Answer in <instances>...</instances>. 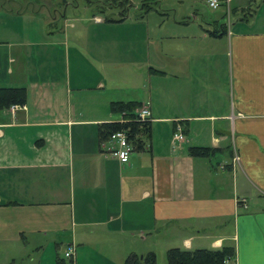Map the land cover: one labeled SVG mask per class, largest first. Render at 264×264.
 <instances>
[{"label": "crops", "instance_id": "obj_1", "mask_svg": "<svg viewBox=\"0 0 264 264\" xmlns=\"http://www.w3.org/2000/svg\"><path fill=\"white\" fill-rule=\"evenodd\" d=\"M143 1L81 21L80 0H0V86L27 89L25 104L0 109L9 263L124 264L141 241L231 246L227 264H264V0L247 13L251 0L224 1L227 21L204 0L144 13ZM113 100L151 110V136L126 161L100 135L123 118Z\"/></svg>", "mask_w": 264, "mask_h": 264}, {"label": "trees", "instance_id": "obj_2", "mask_svg": "<svg viewBox=\"0 0 264 264\" xmlns=\"http://www.w3.org/2000/svg\"><path fill=\"white\" fill-rule=\"evenodd\" d=\"M92 1V0H90ZM251 0L248 7L244 8L245 13L253 7ZM120 2V3H119ZM129 0H113V4H120L124 7ZM156 0H144L141 9L144 12L155 8ZM27 101V89L25 86H0V109L8 108L14 104L23 105ZM141 105L138 100H113L111 109L113 112L122 113L124 120L103 121L100 123V135L107 140L112 131L125 129L128 139L133 145V151H140L145 148L146 138L151 136V120H138L136 108ZM211 146L192 145L189 151L192 155L207 156L214 152ZM234 256V249L231 246L219 248H186L173 246L167 249L168 264H227V260ZM124 264H157V254L151 250L147 253H130Z\"/></svg>", "mask_w": 264, "mask_h": 264}, {"label": "rangeland", "instance_id": "obj_3", "mask_svg": "<svg viewBox=\"0 0 264 264\" xmlns=\"http://www.w3.org/2000/svg\"><path fill=\"white\" fill-rule=\"evenodd\" d=\"M260 1V0H259ZM81 3V9L79 8V11H77L79 14H82V18L81 21H86L87 20V16H91L93 13L96 14H103L104 16L109 15V14H114V15H120L121 11H125V8L129 5V3H127L124 7L121 8L120 4H113V0H92V1H88V0H80ZM86 3L88 4L86 6ZM120 3V2H119ZM191 4V3H189ZM186 8L185 5H178V9L183 11V10H187L189 9V11L193 8V6L189 5ZM198 7H200V9H202L203 11H205V13L208 14V16H210L211 18H214L215 16L221 18L224 21L228 20V15H223L224 14V8H217V9H213L211 7H209L206 4L203 3H198V5H196ZM129 7V6H128ZM70 11H74V9L72 7L69 8ZM133 12L137 11L136 8L132 9ZM237 15L232 14V17H236ZM90 25L93 26L94 23L90 22ZM163 243H158L156 245V249H154V251L157 254V264H168L167 262V249H165L166 247H162ZM165 244V243H164ZM163 244V245H164ZM137 246H138V250H141L140 252L143 253H147L148 251H146V249L141 245V241L137 242ZM143 250V251H142ZM150 251V250H149ZM21 261V260H19ZM30 260L28 258H25V260H23V264H31L29 262ZM0 264H13L12 261H10V263L3 259V257H0Z\"/></svg>", "mask_w": 264, "mask_h": 264}, {"label": "built area", "instance_id": "obj_4", "mask_svg": "<svg viewBox=\"0 0 264 264\" xmlns=\"http://www.w3.org/2000/svg\"><path fill=\"white\" fill-rule=\"evenodd\" d=\"M207 5L213 9L219 8L224 1L229 0H204ZM18 106L17 104L12 105V107ZM136 118L138 120H147L151 118V110L149 106V102L141 103L136 108ZM124 120V118H122ZM185 138L183 125L181 123L177 124V129L174 132V139L177 141H181ZM111 146L109 151L112 153L113 156L118 157L119 159L126 161L130 158L131 153L133 151V145L128 139V133L125 129H117L110 133L108 138ZM238 155H236V159H238ZM242 201H245L243 198ZM241 202V201H240ZM75 251V247L73 244H70L65 251V255L68 257L73 256Z\"/></svg>", "mask_w": 264, "mask_h": 264}]
</instances>
